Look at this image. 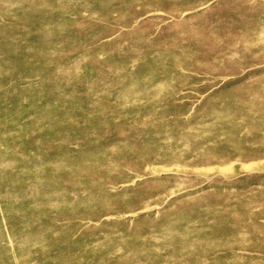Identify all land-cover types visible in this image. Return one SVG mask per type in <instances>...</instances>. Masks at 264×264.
Listing matches in <instances>:
<instances>
[{"label":"rangeland","instance_id":"1","mask_svg":"<svg viewBox=\"0 0 264 264\" xmlns=\"http://www.w3.org/2000/svg\"><path fill=\"white\" fill-rule=\"evenodd\" d=\"M0 264H264V0H0Z\"/></svg>","mask_w":264,"mask_h":264}]
</instances>
